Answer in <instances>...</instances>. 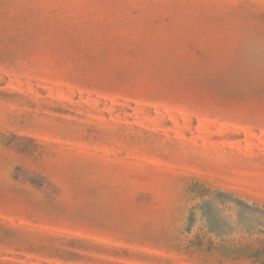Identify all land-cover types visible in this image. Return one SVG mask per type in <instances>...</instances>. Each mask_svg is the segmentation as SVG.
Returning a JSON list of instances; mask_svg holds the SVG:
<instances>
[{
    "label": "rangeland",
    "instance_id": "obj_1",
    "mask_svg": "<svg viewBox=\"0 0 264 264\" xmlns=\"http://www.w3.org/2000/svg\"><path fill=\"white\" fill-rule=\"evenodd\" d=\"M0 264H264V0H0Z\"/></svg>",
    "mask_w": 264,
    "mask_h": 264
}]
</instances>
